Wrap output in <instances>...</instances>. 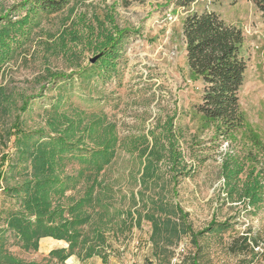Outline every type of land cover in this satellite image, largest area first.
Listing matches in <instances>:
<instances>
[{"label": "rangeland", "instance_id": "374dc122", "mask_svg": "<svg viewBox=\"0 0 264 264\" xmlns=\"http://www.w3.org/2000/svg\"><path fill=\"white\" fill-rule=\"evenodd\" d=\"M65 1L0 0V264H264V200L238 198L251 152L264 162V15L249 0ZM203 9L245 36L229 135L194 108L182 22Z\"/></svg>", "mask_w": 264, "mask_h": 264}, {"label": "trees", "instance_id": "16d2710c", "mask_svg": "<svg viewBox=\"0 0 264 264\" xmlns=\"http://www.w3.org/2000/svg\"><path fill=\"white\" fill-rule=\"evenodd\" d=\"M197 0H166V5L174 9H187ZM237 0H207L209 5L223 2L235 3ZM255 9L264 15V0H249ZM33 10L54 13L66 5L65 0H32ZM129 32H117L116 37L105 39L106 59H114L121 48V43ZM8 34L0 32V45L6 46ZM182 37L185 45V63L190 75L200 84V101L195 105L196 112L206 120L219 121L222 135H229L243 127V116L239 107V93L244 84L247 70V56L244 51L245 36L242 29L226 23L219 14L203 9L189 13L182 22ZM104 47V48H105ZM1 54V53H0ZM104 61H107V60ZM112 64V63H111ZM225 137V136H224ZM251 161L256 164L252 182L246 183L238 198L246 206L257 207L264 200V162L258 153L251 152ZM226 164V162L224 163ZM225 166V165H224ZM223 172L226 178L235 177L238 170L228 169ZM241 170V169H240ZM39 183V182H38ZM45 185L34 186V192L45 193ZM22 191V189H20ZM41 197V196H39ZM41 200V199H40ZM42 204V203H38ZM215 226L214 223L210 225ZM247 245V239L243 238ZM196 264V263H193Z\"/></svg>", "mask_w": 264, "mask_h": 264}, {"label": "water", "instance_id": "95a60500", "mask_svg": "<svg viewBox=\"0 0 264 264\" xmlns=\"http://www.w3.org/2000/svg\"><path fill=\"white\" fill-rule=\"evenodd\" d=\"M99 56H96L94 57L92 60H91V63L95 62L97 59H98Z\"/></svg>", "mask_w": 264, "mask_h": 264}]
</instances>
